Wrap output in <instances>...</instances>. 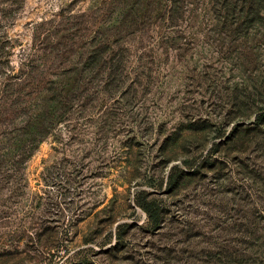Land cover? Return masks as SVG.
I'll return each mask as SVG.
<instances>
[{
  "label": "rangeland",
  "instance_id": "1",
  "mask_svg": "<svg viewBox=\"0 0 264 264\" xmlns=\"http://www.w3.org/2000/svg\"><path fill=\"white\" fill-rule=\"evenodd\" d=\"M247 2L0 0V264H264Z\"/></svg>",
  "mask_w": 264,
  "mask_h": 264
},
{
  "label": "trees",
  "instance_id": "2",
  "mask_svg": "<svg viewBox=\"0 0 264 264\" xmlns=\"http://www.w3.org/2000/svg\"><path fill=\"white\" fill-rule=\"evenodd\" d=\"M225 1L227 2L228 7H229L230 3L234 2L235 0H225ZM221 2H222V0H221ZM246 5H247V6H245L246 10H247L246 12H247V15L250 19H252L253 15L260 17L258 11H260V9L264 8V0H248ZM243 13H244V9H243ZM13 74H15V73H13ZM10 79H13V77L6 76L3 78L2 91L0 93V103L3 106H5L8 103L7 102L8 99L14 95L11 93V90H13V88H12V84L9 83ZM138 204L148 214V218H149L151 226L157 227L160 223V212H159V208H158L157 204H155V202H151V201L145 202V200L138 201Z\"/></svg>",
  "mask_w": 264,
  "mask_h": 264
}]
</instances>
